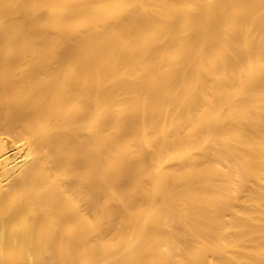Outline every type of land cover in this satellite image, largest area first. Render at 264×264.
Wrapping results in <instances>:
<instances>
[{
  "label": "bare ground",
  "instance_id": "bare-ground-1",
  "mask_svg": "<svg viewBox=\"0 0 264 264\" xmlns=\"http://www.w3.org/2000/svg\"><path fill=\"white\" fill-rule=\"evenodd\" d=\"M0 264H264V0H0Z\"/></svg>",
  "mask_w": 264,
  "mask_h": 264
}]
</instances>
